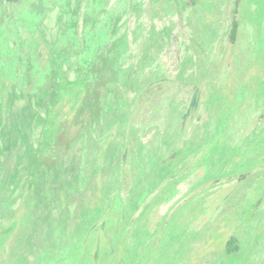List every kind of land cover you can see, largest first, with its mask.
<instances>
[{
	"label": "rangeland",
	"instance_id": "rangeland-1",
	"mask_svg": "<svg viewBox=\"0 0 264 264\" xmlns=\"http://www.w3.org/2000/svg\"><path fill=\"white\" fill-rule=\"evenodd\" d=\"M0 264H264V0H0Z\"/></svg>",
	"mask_w": 264,
	"mask_h": 264
},
{
	"label": "trees",
	"instance_id": "trees-1",
	"mask_svg": "<svg viewBox=\"0 0 264 264\" xmlns=\"http://www.w3.org/2000/svg\"><path fill=\"white\" fill-rule=\"evenodd\" d=\"M237 29H238V21L234 20L233 26H232V29H231V32H230L231 39H234L236 37ZM231 242H234V241H231V240L229 241L230 249L233 247L232 246L233 244H230Z\"/></svg>",
	"mask_w": 264,
	"mask_h": 264
}]
</instances>
